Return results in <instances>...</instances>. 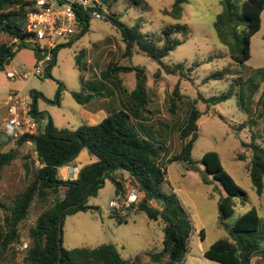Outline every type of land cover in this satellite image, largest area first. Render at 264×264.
<instances>
[{"label": "rangeland", "instance_id": "obj_1", "mask_svg": "<svg viewBox=\"0 0 264 264\" xmlns=\"http://www.w3.org/2000/svg\"><path fill=\"white\" fill-rule=\"evenodd\" d=\"M173 3L174 0H107L105 6L124 24H139L144 32H161L174 25H186L188 38L171 51L164 62L192 66V70L187 71L191 79L179 80L178 76L163 71L155 77L159 64L140 53L132 52V55L127 56L119 29L105 16H91L86 29H80L71 40L65 41L57 49L54 60L47 64L49 74L20 80L10 79L6 68L0 70V150L17 147L16 158L3 169L0 182V203L5 207L0 208V225L3 224L7 207L12 205L14 195L32 180L33 172L40 165L31 142L16 146V142L11 143L2 133L7 111L1 109V104L8 99L10 92L31 94L33 100L37 94V110L44 115L47 124L51 119L57 128L76 129L84 123H99L100 119L95 117L99 121L91 122L90 111L76 101L72 91L92 92L96 98L106 96L108 112L126 109L133 114L138 108L128 94L135 86V74L121 72L113 75L109 66L140 65L146 68L148 104L144 117L133 114L132 122L143 136L164 147L161 162L167 169V181L163 190L177 195L192 225L187 252L177 264H222L207 258L205 251L215 240L228 235L226 224L235 223L253 206L257 207L261 217L263 248L255 253L251 264H264V190L262 194L256 192L246 161L237 159L239 151L248 153L247 148L241 147V140L248 142L256 137L262 142L264 138V108L258 104L264 93V11L261 28L252 38L251 57L243 63H236L228 55V48L219 40L214 27L216 16L222 10L221 0H187L179 16L167 12L171 11ZM8 9H16V6ZM171 37L182 40L183 34L180 31L173 32ZM3 39L0 37V40ZM210 57L212 59L208 60ZM37 58V49L22 48L15 55L13 65L33 70ZM225 67L238 69L240 73L232 77L205 80L213 72ZM177 81H180L181 97L177 99L175 112L172 113L170 97ZM227 90H231V97L208 108L198 98L199 94L208 98ZM96 98L94 104L97 103ZM194 100L202 115L198 123V138L192 151L197 167L188 169L184 163L170 159L181 149L179 129ZM214 111L221 113L232 124L257 117L259 111H262V116H259L252 130L246 127L235 133L213 114ZM210 150L219 152L224 169L247 192L246 202H237L234 213L224 223L219 220L218 200L225 191L207 172L202 161L203 155ZM65 177L60 176L63 180H66ZM124 177L127 179V174ZM65 189V186H61V195ZM142 196L140 192L139 199ZM112 199H118L115 185L106 180L98 194L88 200L90 205L98 209L66 215L62 226L63 247L72 249L113 243L125 259L139 256L138 261L129 264H161L153 262L148 254V251L162 250L164 232L161 218L149 219L146 213L137 210L136 204L129 213L115 209L119 215H125L126 221L119 222L113 213L114 208L109 206ZM151 203L157 205L154 201ZM49 204L34 201L27 218L20 224L21 242L10 247L0 258V264H26L23 261L25 250H22V246L30 244L29 228ZM166 259L164 255L162 261Z\"/></svg>", "mask_w": 264, "mask_h": 264}, {"label": "trees", "instance_id": "obj_2", "mask_svg": "<svg viewBox=\"0 0 264 264\" xmlns=\"http://www.w3.org/2000/svg\"><path fill=\"white\" fill-rule=\"evenodd\" d=\"M106 1L92 2L86 10L81 8L77 10L83 30L88 27L90 12L93 10L102 12L104 8H107ZM186 2L187 0H174L171 11L167 12L179 16ZM33 4L34 0H0V37H4L0 40V70L9 65L22 48L30 47L39 52L38 46L33 41V34L26 29L27 13L33 9ZM221 5L222 10L217 14L214 22L218 38L227 46L230 58L236 63H243L252 55V38L262 25L264 0H221ZM12 6H16V9H8ZM104 16L119 29L127 56L136 52L159 64L154 73L155 77L160 76L163 71L168 75L178 76L179 80L191 79L187 71L192 70V66L186 67L184 63L164 62V58L188 38L189 30L186 25H174L161 32H144L141 25L124 24L112 12L105 13ZM178 31L183 34L182 40L171 37L173 32ZM211 59L212 57L208 58V60ZM109 70L113 75L121 72H134L135 86L128 95L138 108L133 113L134 116L144 117L143 113L147 110L148 104L146 68L140 65L113 64L109 66ZM49 71L50 68L47 67L45 74H49ZM239 73L238 69L225 67L213 72L205 80L232 77ZM179 87L180 81H177L170 97L172 113L175 112L177 99L181 97ZM72 95L80 104H87L96 94L72 91ZM231 95V90H227L223 94L208 98L199 94L198 98L202 99L208 108ZM37 97L38 95L35 94L34 113L44 117L37 110ZM258 104L264 108V93L258 100ZM133 114L126 109L111 110L99 123H84L76 129L57 128L49 119L50 124L48 123L43 131L37 134L26 133L16 141V146L31 142L40 165L33 172L32 180L23 190L14 195L12 205L6 209L3 224L0 225V258L12 245L21 242L20 224L27 218L34 201H38L50 204L29 228L30 244L25 250L24 263L129 264L138 261V255L134 259H125L113 243L72 249H66L62 244V226L66 215L98 209L97 206L90 205L88 200L91 196L98 194L106 180H110L115 185L118 197L125 192V183L128 180L143 195L137 203V210L146 213L151 220L161 218L163 222L162 250L148 251L150 259L161 264H177L184 259L192 230L191 222L177 195L166 193L163 190V185L167 181V169L161 162L164 147L143 136L137 130L132 122ZM213 114L228 124L235 133H238L246 127L252 130L259 116H262V111L258 112L257 117L254 116L239 124H232L217 111ZM201 115L194 100L179 129L181 149L170 159L184 163L188 169L197 167L192 151L198 138V123ZM5 138L9 140V137L5 136ZM240 145L247 148L248 153L239 151L237 159L246 161V168L253 187L258 194H262L264 190V138L262 142L256 137L248 142L241 140ZM16 148H10L7 151L0 150V182L3 169L16 158ZM82 149L88 151L94 158V162L83 166L77 178L61 179L59 167L69 165ZM202 161L207 172L219 182L225 191L218 200L219 220L224 223L234 213L237 202H246L247 192L224 169L219 152L207 151ZM124 174H127V179ZM204 180L207 181L205 178ZM59 181H64L65 185H61ZM61 186L66 187L62 195L60 194ZM152 201L157 205H152ZM2 207L4 206L0 203V208ZM113 213L117 215L119 222L126 221L125 215H119L115 209ZM260 225L261 217L257 207L253 206L235 223L226 224L228 235L215 240L204 255L222 264H251L255 253L263 248ZM59 236L61 237L60 243ZM164 255L167 259L163 262Z\"/></svg>", "mask_w": 264, "mask_h": 264}, {"label": "built area", "instance_id": "obj_3", "mask_svg": "<svg viewBox=\"0 0 264 264\" xmlns=\"http://www.w3.org/2000/svg\"><path fill=\"white\" fill-rule=\"evenodd\" d=\"M92 2L99 0H34L33 9L27 13L26 29L33 34V41L39 48L36 66L33 70H24L15 65H7L6 74L10 79L25 80L45 74L47 64L54 60L56 50L67 40H71L82 29L77 10H86ZM91 16L102 18L109 11L93 10ZM41 41H45L44 44ZM33 96L21 92H10L7 99V114L4 118L2 133L9 137L11 143L24 134H37L43 131L47 122L45 117L36 115L33 107ZM80 167L71 165L66 180L77 178ZM140 191L129 181L125 192L109 202V206L122 213H129L139 199ZM28 244L22 246L26 250Z\"/></svg>", "mask_w": 264, "mask_h": 264}, {"label": "crops", "instance_id": "obj_4", "mask_svg": "<svg viewBox=\"0 0 264 264\" xmlns=\"http://www.w3.org/2000/svg\"><path fill=\"white\" fill-rule=\"evenodd\" d=\"M10 65H13V60L10 62ZM95 98L96 97H94L89 103L83 104L88 108L87 110L90 111L89 117H90V121L93 123L99 121L98 119L102 121L109 113L107 110V105H108L107 99L108 98L106 96L104 98L98 97L96 98L97 103L94 104L93 100H95ZM6 103H7V100L1 104L3 105L1 109L7 110ZM95 117H97L98 119L96 118L95 120ZM92 162H94V158L88 153L86 149H82L77 155V157L69 165L59 167L58 169L59 176H67L68 168L71 165H75V166L82 168L83 166L90 164Z\"/></svg>", "mask_w": 264, "mask_h": 264}, {"label": "water", "instance_id": "obj_5", "mask_svg": "<svg viewBox=\"0 0 264 264\" xmlns=\"http://www.w3.org/2000/svg\"><path fill=\"white\" fill-rule=\"evenodd\" d=\"M33 107H35V102L33 103ZM48 123L50 124V120H49ZM59 183H60L61 185H65V182H64V181H59ZM60 240H61V237L59 236V239H58L59 243H60Z\"/></svg>", "mask_w": 264, "mask_h": 264}]
</instances>
